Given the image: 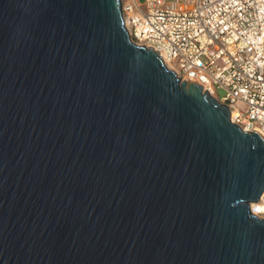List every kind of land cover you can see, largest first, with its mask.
<instances>
[{"label":"water","instance_id":"water-1","mask_svg":"<svg viewBox=\"0 0 264 264\" xmlns=\"http://www.w3.org/2000/svg\"><path fill=\"white\" fill-rule=\"evenodd\" d=\"M263 192V134L123 0H0V264H264Z\"/></svg>","mask_w":264,"mask_h":264},{"label":"built area","instance_id":"built-area-1","mask_svg":"<svg viewBox=\"0 0 264 264\" xmlns=\"http://www.w3.org/2000/svg\"><path fill=\"white\" fill-rule=\"evenodd\" d=\"M142 3L123 1L131 40L157 48L179 77L199 79L211 95L227 104L234 123L264 136V0ZM258 203L264 218V192Z\"/></svg>","mask_w":264,"mask_h":264},{"label":"bare ground","instance_id":"bare-ground-1","mask_svg":"<svg viewBox=\"0 0 264 264\" xmlns=\"http://www.w3.org/2000/svg\"><path fill=\"white\" fill-rule=\"evenodd\" d=\"M255 213L258 215V216H260V217H262V215H261V207H260V204L258 203V202H256L255 203Z\"/></svg>","mask_w":264,"mask_h":264},{"label":"rangeland","instance_id":"rangeland-1","mask_svg":"<svg viewBox=\"0 0 264 264\" xmlns=\"http://www.w3.org/2000/svg\"><path fill=\"white\" fill-rule=\"evenodd\" d=\"M123 1H125V2H129V1H131V0H123ZM139 2H143V0H139ZM142 7L144 8V9H146V7H145V5L142 3ZM219 94L220 95H223L224 94V91L222 90V89H220L219 90Z\"/></svg>","mask_w":264,"mask_h":264}]
</instances>
